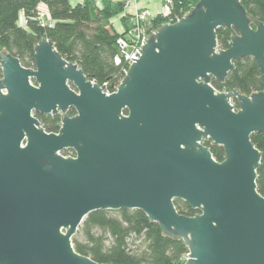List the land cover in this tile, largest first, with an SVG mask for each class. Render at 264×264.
<instances>
[{"label": "water", "instance_id": "1", "mask_svg": "<svg viewBox=\"0 0 264 264\" xmlns=\"http://www.w3.org/2000/svg\"><path fill=\"white\" fill-rule=\"evenodd\" d=\"M217 28L231 31L226 49ZM135 55L107 94L46 37L33 67L0 53V264H109L76 252L72 237L90 212L121 209L182 240L185 264H264L261 155L250 139L264 134V90L211 84L244 57L264 77V22L240 0H198ZM35 113L58 114L59 129L47 132ZM175 199L197 213L180 214Z\"/></svg>", "mask_w": 264, "mask_h": 264}, {"label": "trees", "instance_id": "2", "mask_svg": "<svg viewBox=\"0 0 264 264\" xmlns=\"http://www.w3.org/2000/svg\"><path fill=\"white\" fill-rule=\"evenodd\" d=\"M197 1L178 0L173 11L185 13ZM240 2L252 19L264 22V0ZM41 4L46 7L47 16L53 20L51 25L41 24L38 19ZM124 7V2L110 1L98 6L95 0L75 4L70 0H0V53H9L17 57L24 67H33L34 46L40 38L46 37L52 41L58 53L76 63L88 79L112 90L122 75V65L114 60L118 53L116 39L119 32L110 20L123 13ZM168 18L158 15L149 20L146 31L150 34ZM128 20L127 15L121 17L124 28L128 27ZM230 36L229 29L217 28L218 47L228 48ZM234 65L223 83L211 81L216 90L236 89L244 95L264 90V77L255 59L240 58L234 61ZM68 113L72 115L74 110L70 109ZM35 116L47 132L59 129L58 115L35 113ZM250 139L261 155L256 185L257 191L264 196V134L253 133ZM203 144L209 147L217 161L223 159L221 146L212 145L208 139ZM174 205L180 214L193 216L197 213L179 199L174 200ZM131 237L134 239L132 246L128 242ZM72 244L79 254L109 264H185L188 252L182 240L163 234L159 225L150 222L138 209L90 212L73 235Z\"/></svg>", "mask_w": 264, "mask_h": 264}, {"label": "built area", "instance_id": "3", "mask_svg": "<svg viewBox=\"0 0 264 264\" xmlns=\"http://www.w3.org/2000/svg\"><path fill=\"white\" fill-rule=\"evenodd\" d=\"M143 0H127L125 3L126 12L123 11L122 16H128V27L120 29L119 36L116 39V47L118 53L114 60L117 64L122 65V75L118 82L113 85L111 89H105L107 94L116 91L117 86L121 82L123 76L127 73L131 62L136 58L135 53H138L143 46L144 39L149 35L146 31V25L154 15L146 6H142ZM178 0H159L160 10L158 15L163 17H169L167 22L177 21L184 13L182 11H173L174 4ZM183 13V14H182ZM38 19L41 24L51 25L53 20L50 19L44 10H40L38 13ZM219 48V47H218ZM131 58H134L133 60ZM72 155V154H67Z\"/></svg>", "mask_w": 264, "mask_h": 264}, {"label": "crops", "instance_id": "4", "mask_svg": "<svg viewBox=\"0 0 264 264\" xmlns=\"http://www.w3.org/2000/svg\"><path fill=\"white\" fill-rule=\"evenodd\" d=\"M70 1H71L72 4H75V3H78V2H82L83 0H70ZM104 1H110L112 3H114V2H124V3H126L127 0H95L96 4L98 6H101ZM141 5L142 6H146L147 8H149L150 11L153 14H157L159 12V10H160L159 0H143L141 2ZM40 9L46 11V7L43 4L40 5ZM124 12H126V8H124ZM20 16H21L20 20H22V14H20ZM121 16H122V14H119L116 17L111 18V20H110V22L113 24V27L115 29L117 28L118 30H120V29H122L124 27L123 23L121 21ZM115 20L118 21V25L119 26L117 24H115V23H117Z\"/></svg>", "mask_w": 264, "mask_h": 264}, {"label": "rangeland", "instance_id": "5", "mask_svg": "<svg viewBox=\"0 0 264 264\" xmlns=\"http://www.w3.org/2000/svg\"><path fill=\"white\" fill-rule=\"evenodd\" d=\"M189 11V10H188ZM153 14V13H152ZM154 15V17L153 18H157L158 17V13L157 14H153ZM114 17H116V16H114ZM152 18V19H153ZM116 21V20H115ZM117 23H115V24H117L118 25V21H116ZM112 24V23H111ZM113 25V24H112ZM116 25V26H117ZM119 26V25H118ZM115 30H117L118 31V29L116 28ZM120 31V30H119ZM128 242H129V244L132 246L133 245V242H134V239H132V237L131 238H129V240H128Z\"/></svg>", "mask_w": 264, "mask_h": 264}, {"label": "flooded vegetation", "instance_id": "6", "mask_svg": "<svg viewBox=\"0 0 264 264\" xmlns=\"http://www.w3.org/2000/svg\"><path fill=\"white\" fill-rule=\"evenodd\" d=\"M46 115H51V114H46ZM55 115H58V114H55ZM68 150H70V151H68ZM61 154H63L64 156H68L67 154H72L73 155V151H71V149H65V150L61 151Z\"/></svg>", "mask_w": 264, "mask_h": 264}]
</instances>
